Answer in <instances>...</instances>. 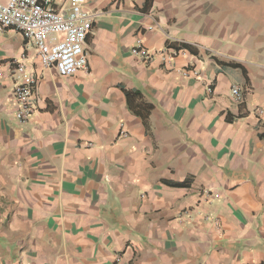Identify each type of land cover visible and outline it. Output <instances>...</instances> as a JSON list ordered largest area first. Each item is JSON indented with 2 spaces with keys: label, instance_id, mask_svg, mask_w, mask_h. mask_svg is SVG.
Masks as SVG:
<instances>
[{
  "label": "crops",
  "instance_id": "0c3cea01",
  "mask_svg": "<svg viewBox=\"0 0 264 264\" xmlns=\"http://www.w3.org/2000/svg\"><path fill=\"white\" fill-rule=\"evenodd\" d=\"M86 6L72 77L0 32V264H264V0ZM20 61L36 78L22 124Z\"/></svg>",
  "mask_w": 264,
  "mask_h": 264
},
{
  "label": "built area",
  "instance_id": "2783aa9c",
  "mask_svg": "<svg viewBox=\"0 0 264 264\" xmlns=\"http://www.w3.org/2000/svg\"><path fill=\"white\" fill-rule=\"evenodd\" d=\"M56 0H0V32L13 30L26 44L36 51V58L43 69H53L61 78L72 77L86 71L89 52L86 40L97 17L86 6V0H67L64 6L55 8ZM132 57L149 62L153 53L137 38L130 48ZM175 55H165L166 60ZM20 81L11 95L15 101V120L22 124L35 111L33 90L36 78L23 62H15ZM234 98L240 99L237 89ZM124 136L125 133H122Z\"/></svg>",
  "mask_w": 264,
  "mask_h": 264
},
{
  "label": "trees",
  "instance_id": "16d2710c",
  "mask_svg": "<svg viewBox=\"0 0 264 264\" xmlns=\"http://www.w3.org/2000/svg\"><path fill=\"white\" fill-rule=\"evenodd\" d=\"M133 95L135 96V95H137V93H133ZM133 95L128 93V92H125V97H126V100H127V104L128 103L130 104V96H133Z\"/></svg>",
  "mask_w": 264,
  "mask_h": 264
}]
</instances>
